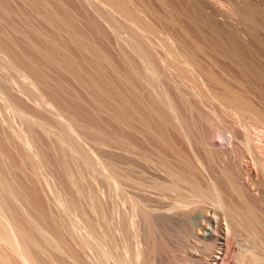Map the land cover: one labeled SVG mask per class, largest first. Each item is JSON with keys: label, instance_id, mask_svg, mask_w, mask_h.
<instances>
[{"label": "bare ground", "instance_id": "bare-ground-1", "mask_svg": "<svg viewBox=\"0 0 264 264\" xmlns=\"http://www.w3.org/2000/svg\"><path fill=\"white\" fill-rule=\"evenodd\" d=\"M28 1L36 5L44 23L51 25L55 30L58 29L56 31L66 33L71 44L88 54L84 60L90 62L87 64L93 67L98 75L104 77V73L99 72L102 70L100 65L108 64L110 69L114 67L99 46L75 27L71 16L58 14L40 0ZM181 1L183 0H157L162 7L183 17L188 28H159L157 31L133 0H82L85 8L93 7L94 15L97 16L94 17L101 19L116 38L123 39L121 30L127 34L122 43L129 53L124 52L123 56L133 65V59L137 58L143 69L131 64L133 70L130 71L131 68L130 72H121L116 67L112 70L123 82L125 80L130 84L129 91L134 92L133 101L122 96V88L118 90L119 88L112 84H103L102 77L97 74V79L85 76L84 70L78 67L79 63H75L76 60L72 59L69 51L55 39L57 36L51 40L48 37L42 38L45 42L39 39L43 47L29 38L26 40L33 54L50 64L52 68L46 66L52 71L55 69L59 74L67 72L68 75L71 73L75 77L78 76L76 79L80 78L79 81L85 83L84 86L88 90L95 91L93 99L98 112L114 120L122 129L135 130L134 133L138 129L137 125H140L139 132L143 133L144 130L145 135L148 133L155 138V142L159 144V157L154 155V151H148V146L145 147L140 140L139 144L134 145L124 137L115 138L108 134L105 128L102 129L100 121L99 124H94L100 127L80 122L70 113L76 105L62 98V89L52 85L51 78L41 73L27 55L21 56L16 51L11 36L0 34V42L7 43L5 51L8 50L11 52L8 54H12L9 58L4 55L1 68L17 72L20 78L23 77V82L35 76L34 82L28 81L22 86V92L30 100H34L37 111H50L46 93L55 95L56 99L57 96L61 100L65 99L66 102L62 101L65 104L63 107L68 108H60L54 115L50 112L55 123L53 129H50L45 122L34 123L25 108L9 97L5 91L9 81L5 80L8 83L0 84V91L6 92L2 93L5 95L4 99L6 98L8 105L17 112L28 128L27 135L26 132L22 135L15 130L11 133L19 142L22 163L26 170L37 177L40 168L45 167L43 163L40 164L32 149L37 137L35 124H39L43 132L56 138L66 167H63L67 179L65 193L62 194L63 198L57 201L59 221L42 214L50 227L59 234V240L56 241L47 235L41 227L42 224L26 219L19 204L23 198L21 189L0 174V239L10 252L21 258L25 264H40L34 254H41L43 246L50 247L59 254L64 264H264V9L261 6L264 5V0H257L258 4L250 0H233L235 13L242 23V28L239 29H220L212 14L205 16L206 8L197 0H185L192 9L191 13L185 15L177 8ZM5 2L7 4L8 1L0 0V26L12 19L11 10ZM149 12L156 13L152 9H149ZM170 24L176 25V22L173 20ZM10 27L15 35H19L17 25L12 23ZM103 28L93 25V29L104 34ZM39 36L43 37L40 32ZM47 38L50 41L45 47ZM51 42L57 49L51 47L53 53L48 51ZM158 43L159 54L156 53ZM54 51H58V54ZM157 63L158 90L149 82V77L153 79L157 74ZM20 65L27 69L21 70ZM79 72L83 73L84 77ZM84 78L90 81L85 82ZM135 82L142 85L140 88L151 91L150 102L141 101L137 91L140 92L142 88L140 89L138 84L135 85ZM133 104L138 107L135 112L138 114L137 118L131 116ZM81 112L85 118L89 115L86 108ZM129 116L131 118H128ZM193 126H196L198 132L193 131ZM139 132L138 134H141ZM81 135L94 137L96 147L119 148L125 154L137 153V158L145 163L158 164L159 181L156 177L157 180H154L155 184L151 187L154 186L153 189L159 191V215L151 213L154 211L149 208L138 210L142 208L140 198L138 197V202L135 196L129 195L135 198H131V201L129 196L127 198L125 195L128 194L124 187L126 183L131 182L137 187L140 186L139 188L143 186L139 179L141 174L138 175L139 180L135 181L132 179L135 176L131 178L128 171H125L129 165L125 168L119 167L113 160L107 162V158H103L106 160L103 162L99 158L98 165H102V162L107 165L105 167L103 164L105 169L107 168L106 174H103V165L97 169L98 160L94 164L97 157H92L82 146V142L80 144L78 139ZM150 136L148 138H151ZM219 149H225V152L218 153ZM246 156L259 174L258 179L251 181L250 187L248 183V187L243 183L245 175L242 165L245 164L242 163ZM137 158L134 160L137 161ZM130 162L132 160L129 164ZM75 163H78L80 169L76 167L77 171L72 169L73 172L70 166ZM90 170H96L98 175L102 174L100 178L108 183L107 186L115 197L131 201L129 205L125 201L126 204L123 203V206L130 207L132 204L131 216L121 209L122 206L120 209L125 214L117 210L122 199L117 200L115 203L118 205L113 207L109 204L112 207L109 209L108 200L107 204L101 202L100 193L103 196L104 193L93 186L87 188L88 185L84 183L86 179L83 178L85 172ZM249 178L251 180V176ZM7 206L10 211L6 210ZM11 211L12 216L8 214ZM136 211H142L144 215L142 234L137 233V227L135 229V223H139L138 220H133L134 214V217H137ZM199 218L202 219L199 222L203 227L197 230L193 220ZM0 264H7L2 256Z\"/></svg>", "mask_w": 264, "mask_h": 264}, {"label": "rangeland", "instance_id": "rangeland-1", "mask_svg": "<svg viewBox=\"0 0 264 264\" xmlns=\"http://www.w3.org/2000/svg\"><path fill=\"white\" fill-rule=\"evenodd\" d=\"M6 1H8V2H7V4L5 2V5H8L7 7L9 8V10H11L12 19L5 22L4 25L0 26V34H6L8 36H11L13 38L14 44L16 45V49H17L16 51L21 56L27 55L29 57V60L35 64V66L38 68V70L41 73L46 74L51 78V80H52L51 84L52 85L59 86V88L62 89L63 92L60 89V91H61L60 95L62 96V98L64 97L66 100H70L71 102H73L76 105V106H74V108L71 111L69 110L70 113H72L73 116H75L80 122L86 123V124H91L93 126H99V125H94V124H99V121H100V125H103L102 129L104 130V128H105V132L107 131L108 134L110 133L111 135H113V137L115 136V138L116 137H118V138L124 137L127 139L128 142H130V143L133 142L134 145L139 144V142L141 141L140 143L144 144L145 147L148 146L147 147L148 151H150V152L154 151V153H155L154 155H158V157H159V152H158L159 144H157L155 142V140H156L155 138H154L155 139L154 140L150 136V134H148L146 132H145L146 133V135H145L144 130H143V133L140 131L143 136L141 134H138L139 129L141 130L140 125H139L140 127L137 125L138 131L136 130V132L134 133L135 130L130 131V130H127L126 128L122 129L120 127V125L117 124L114 120H112L108 116H105L103 113L98 112L95 108L94 99H93L94 98L93 96H95V94H96L95 91L93 90L94 92H91L92 90L91 91L88 90L85 87L86 84L84 83L85 84V86H84L83 82L79 81L80 78L76 79V78H78V76L75 77L73 74L71 75V73H70V75H71L70 76V75H68L67 72H64L67 74H64V73L61 74V72L59 74V72H57L55 69H54V71H52L51 70L52 66L50 64H47V62H45L43 59L40 60L41 58H38V57H36L35 54H33V52L28 48V43H26V40L29 38L34 43L38 44L39 46L40 45L42 46L41 41L45 42V40H41L42 38L45 39L44 37H48L51 40V39H53V37L57 36V38H55V39L59 40V42H61V44H63L64 48L67 49V51H69V53L73 56L72 59L76 60L75 63H77V64L79 63L78 67L80 66V68L84 70V73L87 74V75L84 74L85 76H87L88 78L90 77V79L92 77H93L92 79H94L97 76L102 77V75H98L96 73V70L89 65L90 64L89 61H88L89 64H87L88 63L87 61L85 62L84 59H85V57L88 56V54L79 50L77 47H75L73 44H71L69 41V37L66 35V33H63L62 31L59 32L60 30L56 31L58 29L55 30V29H53L54 27L52 28L51 25H50L51 26L50 27L49 24L47 25V23H44L43 20L40 18L39 14H38V8H36V5L34 3H30L28 0H6ZM40 1H42L45 5H49L55 12H57L60 15L68 14L69 16H71V18H73V20L75 21V24H76L75 27L77 29H79L81 32H83L85 35H87V37L92 42L97 44V46H99L102 53L109 58V60L112 62V65L114 66L112 69H114L116 67V69H119V71H121V72H127L131 68L132 69L130 71H132L133 66L134 67L136 66L137 68L139 67V68L143 69L141 62L137 58L133 59L134 60V65H133V63L128 62L126 56L125 57L123 56L124 52L126 54L129 53V50L122 43L127 38V34L124 32V30H121V35H122L123 39L119 40L118 38H116L115 35L110 31V29L107 27V25L101 19H99V18L96 19L97 16L94 15V11H93L92 6L87 5L88 7L85 8L82 4V0H40ZM133 1L140 6V8L142 10V14L155 27V29H157V31H159V28L168 29V30H177V29H181V28H188L183 17L176 15L173 11H171L168 8L162 7L161 4L159 2H157V0H133ZM197 1L206 8V11H207L205 13L206 17L208 16V14H212L215 17V20H216L220 29H226L227 27H231L232 29L242 28V23L240 22L239 16L235 13V8L233 6V3H234L233 0H197ZM250 1L254 4H258L257 0H250ZM93 5H95V4H93ZM261 6L264 9V5L261 4ZM240 7H241V5H240ZM177 8H178V10H180L181 13H183L185 15L192 12L190 5H188V2L185 0L179 2L177 4ZM149 9L154 10L156 13L155 14L150 13ZM94 16H96V17H94ZM173 20L176 22V25L170 24V22ZM12 23L18 26V29L20 31L19 35H15L13 33V31L10 27V24H12ZM93 25L99 26L100 28H103L104 27L103 25H105L106 28H103V31H105L104 32V34H105V33H107L106 30L108 29L107 30L108 36H107V34H105V36H107V38L104 36V34L102 32H99V31L93 29ZM37 30L40 32V34L43 35V37L39 36V32ZM263 35L264 34H262V37H264ZM48 38H47V40H48ZM158 38H159V34H158ZM39 39L41 40L40 43L38 41ZM47 40H46V44L44 43L46 45V46L44 45L45 47H47V44H49L48 42L50 41V40H48V41ZM157 41H159V40H157ZM50 44H52L53 46L48 45V46H50V48H48L49 50L47 49L48 51L52 50L51 47L53 49L57 50L56 48H54L53 42H51ZM6 45H7V43H1L0 42V58H2V56H3V58L0 59V64H1V60L5 59L4 55L7 56L6 58H9L10 55H12V54H8V53H11V52H8V50L5 51V49L7 48ZM157 46H158V50L156 53L159 54V43L157 44ZM44 49L46 50V48H44ZM4 52L8 55H6ZM54 52L57 53L58 51H54ZM2 53H4V54H2ZM52 53H51V55H52ZM53 56H55V55L53 54ZM56 56H58V55H56ZM46 65L47 66L49 65L51 68H48L49 66L47 67ZM97 66H96V68H97ZM100 66H102V70L100 68H97V69H100L99 72L102 71L104 73V75H103L104 77L101 78V79H103V84H105V85H111L112 84L115 87H118L119 88L118 90H120L122 88L121 89L122 96L125 99L127 98V100L133 101L134 98L132 97L133 96L132 93H134V92L129 91L130 90L129 89L130 84H128L125 80L123 82L122 79L118 78V76H116V73H114L113 70L110 69V66H108V64H103ZM100 66H98V67H100ZM24 68H26V67L25 66L23 67L22 65H20L21 70H25ZM106 68H108V69H106ZM81 69H79V70L82 71ZM156 70H157V74L154 76L155 78L152 79L149 77L150 80L149 79L148 80H149V82L154 84L151 86H153V87L155 86L157 89V87L159 88V85H158V83H159V81H158L159 80V75H158L159 74L158 73L159 72V63L156 64ZM97 72H98V70H97ZM102 72H101V74H102ZM19 73H21V72H19ZM142 73H143V70H142ZM80 74L84 77L83 73H80ZM80 74H79V76H80ZM96 74H97V76H96ZM20 75H22V74H20ZM11 77H13V78H11ZM34 77H31L30 80H27V81L24 80V82H25L24 83L23 77L20 78V76L18 75L17 72L14 71V73H13L11 71H8V69H4V67L1 68V65H0V84L1 83L2 84L8 83V82H5V80L9 81V83L7 84L8 86H6V89L8 91L5 90L7 92V94H9V97L13 101L17 100L16 104H18L19 106L21 105V107L25 108V110L28 112V114L30 116H32V120L34 121V123L45 122L48 124L50 129H53V126H55V123H54V120L52 118L54 116L51 117L50 112H52L54 115L55 112L58 113L60 111V108H61V110L62 109L64 110L65 107H63V105H65V104L63 102L65 99L61 100L58 98L59 96H57V99H56L55 95L52 94L53 96H50L51 95L50 93H46L48 95H45L46 96L45 98H47V101H48L47 103H49L48 105H50L48 107V109L50 111L47 113L40 111V113H39V110L37 111V106H36V103L34 102V100H30L22 92V86L24 84H26V82H28V81L34 82L35 81ZM90 79H87V80L85 79L86 80L85 82H87L88 80L90 81ZM137 84H138V82H135V85H137ZM137 86L140 88V86H142V85L138 84ZM124 88H125V90H124ZM141 88H142V90H140V92H139V90L137 91L139 93V96L142 99V100L141 99L140 100L142 102L144 101V103L150 102L149 96L151 94V91L148 89L150 91V92H148V90H144L146 88H144V87H141ZM3 91L4 90L0 91L1 92L0 93V112H1L0 113V120H1L0 121V169L2 170V173H0V174L6 176L14 185L19 187V190L21 189L20 192H21L23 198H21L19 204H20L21 211L23 212L26 219L29 221L34 220L37 223L42 224L41 227L45 230L47 235L52 240H54V241L59 240V234L52 227H50L49 222L45 221V219L42 217V214L43 215L47 214L48 216L51 217L52 220H58L59 221V209H58L57 201H58V199L60 200L61 198H63L62 196H64V195H62V194L65 193V190H64L66 188L65 183L67 182V181L65 182L66 172L64 173V171H66L65 170L66 167L63 164V157H62V154H61L60 149H59V144H58V142L54 136L46 134L45 131L43 132V129L40 128L39 124H38V126H35L37 124L34 125V131L36 133L35 136H37V137H35L36 141L34 143L35 145L33 144L32 149L37 154V157L39 158L40 164L43 163L45 165V167L43 166L42 168H40L39 174L37 177L32 176L30 174V172H28L26 170L25 166H23L21 151L19 149V142H17L15 140V137L11 134L15 130L16 133H20V134L22 133V135H24L23 133L26 132L25 134L27 135V131H28L27 125H25V123L23 122L21 117H19V115H17V112L14 111V109H12L8 105L9 103L7 102L6 98L4 99L5 95L4 94H3L4 96L2 95V93H6V92H3ZM36 92H37V94L39 93L38 90H36ZM93 93H95V94L93 95ZM44 94H45V92H44ZM33 98H35V97H33ZM73 99L76 101H73ZM66 100H65V102H66ZM83 108H86L89 111V115L87 116V118H85L86 116L83 117V115L80 114V112ZM132 109H130V110H132V113H131L132 115L131 114L130 115L133 118H137L138 114L135 113L136 110H138L137 105L133 104ZM65 110H68V108ZM81 115L83 118L81 117ZM128 118H131V117L129 116ZM133 118H132V120H133ZM197 128H199V127H197ZM195 130H196V128L193 129V131H195ZM196 132H198V131L196 130ZM196 132H195V134L198 135ZM193 135H194V133H193ZM149 136L151 138H148ZM78 140L80 141V144L82 142V144H83L82 146L89 152L90 155H92V157H94V158L97 157V158H95L96 160L93 159V160H95L94 164H96V161L100 158L99 160H102L103 162H106V160H107V162L109 160H113V162H116V164H118L119 167L125 168V166L129 165L130 167L127 166L125 168L127 170H125V171L126 172L128 171L127 173L130 174V177L135 176L134 178L131 177L132 179H135V181L140 179L141 180L140 182L141 183L143 182V184H142L143 186L141 188H139L140 186L137 187V185L135 186V184H132L131 182H130L131 184L126 183L124 185V187H126L125 190H128V194L125 193L126 197L129 195L135 196V198L137 199L136 201H138V202H139L138 199L140 198V200H141L140 205L142 206V208L139 205L140 208L138 210L149 208L150 211L153 210L155 212V213L154 212H151V213H153L155 215L158 214V212H159V205H158L159 200H157V199L159 198V193H158L159 191L156 188H155L156 190L153 189L154 186L151 187L152 184L153 185L155 184L154 180H157L159 177V170L157 169L159 167L158 164L153 165V163H145L144 161L139 160V157L137 158V156H138L137 153H130L131 154L130 155L128 152H126L128 154H125V152L119 148L113 147V149H111L112 147L108 148L106 146L101 147V148L99 146L96 147V145H95L96 139L94 137H91V136L85 137V136L81 135L80 139H78ZM142 140H143V142H142ZM146 140H147V142H146ZM223 141H221V142L224 143ZM98 148H100V149H98ZM107 148H108V150H107ZM109 149H111V150H109ZM34 151L32 153H34ZM223 151L225 152V149H223V150L219 149L218 153L222 152L221 154H223ZM132 154H133V157H132ZM134 154H136V156ZM128 157L129 158L131 157V158L129 159ZM103 158H105V159L107 158V159L104 161ZM126 158L129 159V161L132 160V162H130V164H129V161ZM135 158H137V161H135L136 160ZM153 158H154V156H153ZM154 159L156 160L157 158H154ZM244 159H246V160H243L244 162L242 163V164H245V166L242 165L243 175H245V177H243V179H244L243 183L247 187H248V185L250 187V185L252 184L251 181L254 179H258L259 174L257 172L256 167H254V169H253V165H252L251 161L249 160V158H247V156H246V158H244ZM99 160L97 161V165H96L97 169L99 166L101 168V166L104 164L102 162L101 163L102 165H98V162H100ZM131 163H134V164H131ZM40 164H39V167H41ZM77 165H78V163H77ZM77 165H76V163L74 164V166L72 164L70 166L71 167L70 169L77 171V169H80V166L79 165L77 166ZM104 165H106V164H104ZM104 165L102 166L103 168H101V170L102 171L105 170V172H102V173L106 174L107 168L105 169V167H107V165L105 167H104ZM63 167H65L64 171H63ZM76 167H77V169H76ZM96 170H93V171L90 170V171L85 172V174H84L85 177L83 178V180L84 179H86V180H84V183L86 186L88 185L87 188H89V186H93L94 189L96 188V190H98L99 192L104 193V196H103V194L100 193L101 200H102L101 202H103L105 204H107V202H108L107 205L109 206V204H111V206L113 207V205L117 204L115 202H117V200L120 201L122 198L118 199L117 197H115V195H113L114 193H112V191L107 186L108 183H105L104 182L105 180L103 181L100 178V177H102V174L101 175L99 174L100 175L99 176L98 172ZM135 170H138V171H135ZM245 170L246 171L249 170L248 171L249 173L248 172L246 173ZM75 173H78V172H75ZM94 173H96V175ZM134 173H135V175H134ZM250 173L252 175H250ZM129 174H128V176H129ZM139 174H141L140 176L142 178L140 176H138ZM89 175H91V176H89ZM93 175H94V177H93ZM249 175L251 176V180L249 178L250 177ZM149 176L153 177L154 179L149 177ZM95 177L97 179L98 178L99 179L97 180ZM156 177H157V179H155ZM137 178H139V179H137ZM145 178H147V179H145ZM247 178H248V180H247ZM99 181H100V183H99ZM149 181H151V182H149ZM157 181H159V179ZM141 183L139 185H141ZM247 183H248V185H247ZM98 187H99V189H98ZM124 187H123V189H124ZM128 188L131 189V191ZM137 188H138V190H137ZM142 188H144V189H142ZM139 189H140V191H139ZM101 190H103V191H101ZM105 190H107L108 192L106 193ZM123 192H125V191H123ZM110 193H112V194H110ZM130 193H132V194H130ZM107 194H108V196H105ZM111 195H113V196H111ZM37 196H39V197H37ZM109 196H110V198H109ZM132 196L131 197L129 196V199L131 201H132L131 198H133V200L135 199ZM147 196H150V197H147ZM106 197H108V198H106ZM39 198H41V199H39ZM111 198L113 199L114 202L111 201ZM114 199H116V200H114ZM130 200H128V201L131 202ZM110 201H111V203H110ZM124 201L126 203H128V205H129V202L122 199L121 200L122 203L119 202L118 204H120V205L117 204L119 206V208H118V206H116V208H118L117 210L121 211L122 214H125V213H123L124 212L123 210H125V212L126 213L128 212V214L130 213V216H131L133 214V213L131 214V212H133L132 211V204H130L131 207L126 206V205L123 206V203H125ZM120 206H122L121 209H123V210L120 209ZM112 207L109 206V209H111ZM123 207H126V208H123ZM5 208H7L6 210L9 209L8 206ZM130 208H131V210L129 211ZM8 211H10V209ZM136 212L138 213V211H136ZM140 212H141V214H140ZM8 214L11 215L12 211ZM142 214H143L142 211H139V213L136 214L137 217L135 216L136 220L134 219L135 214L133 215L134 222H136L137 220L139 222L138 224H136L137 222L135 223V229L137 227L136 230L138 231L137 232L138 234H142L144 232V218H143L144 215H142ZM115 217L117 218V215L114 216V218ZM139 217H141L140 219H142V220L137 219ZM200 218L203 219L202 216ZM200 218L193 220L197 230H198V228L202 229V227H203L202 223H200L202 221V219H200ZM139 220L141 221V223ZM142 221H143V223H142ZM139 224L142 225V227ZM199 225H201V227ZM139 226H140V229H139ZM43 247L44 248L41 251L42 252L41 254H38V255L34 254L35 257L36 256L38 257V258L36 257V259L39 261L40 264H64L62 262V257L59 254H57L55 251H53L50 247H47V246H43ZM0 256L5 258L7 264H25L21 258L14 256V254L12 252H10V250L7 248V246L4 243H2L1 239H0Z\"/></svg>", "mask_w": 264, "mask_h": 264}]
</instances>
